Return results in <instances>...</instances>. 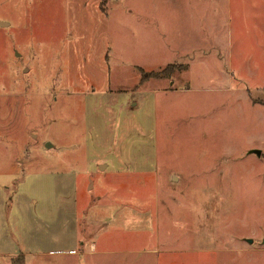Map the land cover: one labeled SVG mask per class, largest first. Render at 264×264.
Listing matches in <instances>:
<instances>
[{
  "label": "rangeland",
  "instance_id": "374dc122",
  "mask_svg": "<svg viewBox=\"0 0 264 264\" xmlns=\"http://www.w3.org/2000/svg\"><path fill=\"white\" fill-rule=\"evenodd\" d=\"M233 19L0 0V264H264V43Z\"/></svg>",
  "mask_w": 264,
  "mask_h": 264
},
{
  "label": "crops",
  "instance_id": "0c3cea01",
  "mask_svg": "<svg viewBox=\"0 0 264 264\" xmlns=\"http://www.w3.org/2000/svg\"><path fill=\"white\" fill-rule=\"evenodd\" d=\"M227 3H229V8L231 11V17H234L233 19V24L235 23L236 26V30H235V35L236 37L240 38V42L243 43L246 40H249V42H253L258 43L259 42V36L261 38L260 41H262L264 43V0H227ZM234 16H233V13ZM212 12V10H211ZM211 16V14H210ZM212 22H210V26H213L215 24V27H218V23L217 21L214 22L212 19H210ZM209 22V21H208ZM207 22V24H208ZM213 27H211L212 29ZM245 28L247 29V31H245ZM241 32V33H240ZM245 33V36L242 35L243 33ZM218 43H221V40L219 38H217ZM222 44V43H221ZM254 48L256 45H254ZM241 48V52L239 51ZM215 51L219 50V45L215 47V49H213ZM236 50L238 51L237 53V58L238 60H242L241 61V66L244 65V60L243 57L244 56H240V55H244L246 52L243 49V45L241 47V44H239V46L236 48ZM260 52H264V46H263V50L261 51L259 49V46H256L255 52L254 53H260ZM252 53V54H254ZM251 55V54H249ZM247 55V56H249ZM259 56H263L264 54H260ZM240 66V67H241ZM260 66L264 67V60H261V62H258L254 67V69H256L257 74H259V77L262 76L261 73L264 74V69H262ZM244 69L245 67H241V69L237 70V74L236 77L242 79V81H244V83L246 82V77L251 76L252 74H248L246 76V74L244 73ZM246 76V77H245ZM264 79V78H262ZM236 80L230 79L229 84L231 85V87H233L234 91L240 89L239 88V84L236 82ZM155 251V250H153Z\"/></svg>",
  "mask_w": 264,
  "mask_h": 264
},
{
  "label": "trees",
  "instance_id": "16d2710c",
  "mask_svg": "<svg viewBox=\"0 0 264 264\" xmlns=\"http://www.w3.org/2000/svg\"><path fill=\"white\" fill-rule=\"evenodd\" d=\"M171 74H172L171 68H166L163 71H161L160 73L156 74L155 77L158 79L164 78V77L166 78V77L170 76Z\"/></svg>",
  "mask_w": 264,
  "mask_h": 264
},
{
  "label": "water",
  "instance_id": "95a60500",
  "mask_svg": "<svg viewBox=\"0 0 264 264\" xmlns=\"http://www.w3.org/2000/svg\"><path fill=\"white\" fill-rule=\"evenodd\" d=\"M252 154H257L258 156H260V155H261V152L258 151V150H253V151H252Z\"/></svg>",
  "mask_w": 264,
  "mask_h": 264
}]
</instances>
